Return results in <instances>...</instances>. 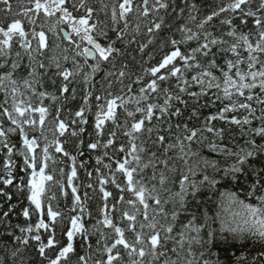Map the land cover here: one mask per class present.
I'll list each match as a JSON object with an SVG mask.
<instances>
[{"label":"snow or ice","instance_id":"obj_1","mask_svg":"<svg viewBox=\"0 0 264 264\" xmlns=\"http://www.w3.org/2000/svg\"><path fill=\"white\" fill-rule=\"evenodd\" d=\"M97 3L0 0V264H264V0Z\"/></svg>","mask_w":264,"mask_h":264},{"label":"trees","instance_id":"obj_2","mask_svg":"<svg viewBox=\"0 0 264 264\" xmlns=\"http://www.w3.org/2000/svg\"><path fill=\"white\" fill-rule=\"evenodd\" d=\"M105 2H109V0H105ZM93 3H97V0H93ZM13 4L14 5L16 4V0H13ZM97 6H99L98 3H97Z\"/></svg>","mask_w":264,"mask_h":264}]
</instances>
